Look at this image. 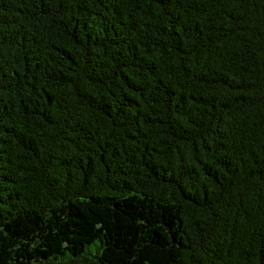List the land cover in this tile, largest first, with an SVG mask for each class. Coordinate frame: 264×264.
Instances as JSON below:
<instances>
[{
	"label": "trees",
	"instance_id": "16d2710c",
	"mask_svg": "<svg viewBox=\"0 0 264 264\" xmlns=\"http://www.w3.org/2000/svg\"><path fill=\"white\" fill-rule=\"evenodd\" d=\"M0 264H264V0H0Z\"/></svg>",
	"mask_w": 264,
	"mask_h": 264
}]
</instances>
